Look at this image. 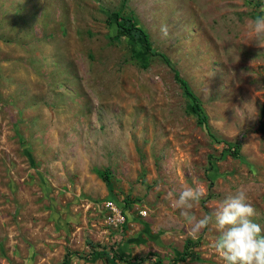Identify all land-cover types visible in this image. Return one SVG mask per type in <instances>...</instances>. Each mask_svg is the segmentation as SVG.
I'll return each mask as SVG.
<instances>
[{
    "label": "rangeland",
    "instance_id": "rangeland-1",
    "mask_svg": "<svg viewBox=\"0 0 264 264\" xmlns=\"http://www.w3.org/2000/svg\"><path fill=\"white\" fill-rule=\"evenodd\" d=\"M121 4L0 0V264H63L67 253L68 264H223L214 225L192 234L172 206L194 180L197 217L243 188L264 226V37L252 26L264 0L128 2L211 134L162 57L111 42L107 11ZM236 142L240 159L226 153ZM126 197L141 201L112 229L104 202ZM190 242L193 257L176 263Z\"/></svg>",
    "mask_w": 264,
    "mask_h": 264
},
{
    "label": "clouds",
    "instance_id": "clouds-1",
    "mask_svg": "<svg viewBox=\"0 0 264 264\" xmlns=\"http://www.w3.org/2000/svg\"><path fill=\"white\" fill-rule=\"evenodd\" d=\"M252 26L258 37H264V14L254 17ZM160 33L167 37L169 26L161 24ZM203 195L202 186L194 180L192 185L183 187L172 201V206L180 209L181 216L191 224V233L197 234L212 224L217 231L212 247L223 264H264V226L254 219L257 215L256 209L249 202L246 191L238 188L233 194L227 195L212 213L197 217L191 209L193 203L200 201ZM117 201L119 203L107 199L103 207L105 208L107 202H114L123 209V201ZM124 215L126 224L125 212Z\"/></svg>",
    "mask_w": 264,
    "mask_h": 264
},
{
    "label": "trees",
    "instance_id": "trees-1",
    "mask_svg": "<svg viewBox=\"0 0 264 264\" xmlns=\"http://www.w3.org/2000/svg\"><path fill=\"white\" fill-rule=\"evenodd\" d=\"M129 0H122L121 7L117 11H107L109 13V23L112 28V34L110 36L111 42H120L121 40H125L128 42L129 46L132 47L133 51H137L136 47L145 46L146 50L149 54L160 56L165 60V63L169 65V67L173 70L176 81L182 86L183 91L185 93V97L189 101L191 105L192 113L197 117V122L199 125L203 126L210 134L211 128L209 126V115L207 114L202 102L200 99L193 93L191 87L186 79H184L180 73V71L173 65V63L168 59L166 55L163 53L157 52L152 49V39L150 34L142 27L141 23L138 20V17L130 11ZM132 43V44H131ZM136 56V54H135ZM137 57V56H136ZM146 67V65H144ZM241 150L242 143L236 142L235 144H228L226 149V153L235 159L241 158ZM212 159V157H210ZM212 162V160H211ZM210 162V164H211ZM213 163V162H212ZM101 177L107 183V185L111 186V172L109 170L100 172ZM141 199H130V197H126L121 203L123 207V211L127 216V221L129 222V212L135 203L140 202ZM116 202H118L116 200ZM119 203V202H118ZM124 228H126L124 226ZM194 243H188L186 245V251L182 256L175 260L176 263L186 262L189 257H193L190 249L194 246ZM153 257L154 255L151 254ZM70 258V254L67 253L64 259L63 264H68V259ZM147 260V258H133V259H122L126 264H135L137 262L143 263ZM161 260H157L154 264H161Z\"/></svg>",
    "mask_w": 264,
    "mask_h": 264
},
{
    "label": "built area",
    "instance_id": "built-area-1",
    "mask_svg": "<svg viewBox=\"0 0 264 264\" xmlns=\"http://www.w3.org/2000/svg\"><path fill=\"white\" fill-rule=\"evenodd\" d=\"M106 211V223L113 227H119L125 224L126 217L124 215L123 209L119 207L114 202L105 203ZM145 215V213H142Z\"/></svg>",
    "mask_w": 264,
    "mask_h": 264
}]
</instances>
